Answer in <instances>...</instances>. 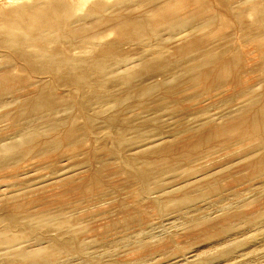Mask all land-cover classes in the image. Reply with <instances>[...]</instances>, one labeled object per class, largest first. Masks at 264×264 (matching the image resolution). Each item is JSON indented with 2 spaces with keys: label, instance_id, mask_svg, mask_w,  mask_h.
<instances>
[{
  "label": "bare ground",
  "instance_id": "1",
  "mask_svg": "<svg viewBox=\"0 0 264 264\" xmlns=\"http://www.w3.org/2000/svg\"><path fill=\"white\" fill-rule=\"evenodd\" d=\"M0 1L6 5L9 4L4 7L0 6V59L3 61L0 67V98L3 95H8V97L11 95L12 102L17 103L19 107V111L16 107L18 112L15 114L7 113L9 109L7 110L6 108V111L4 110L6 113L2 111L4 114L0 117L4 118V121L8 119L14 123H18L16 131L15 126H12L15 131L12 137L7 136V139H0V183L6 181L8 177L20 180L18 177L21 176L22 179L24 171H27L28 167L33 164L41 167H50L52 171L54 170L55 175L49 177V181L46 182H40V174H36V176H39L37 177L39 181L38 185L40 184L41 187L43 185L48 186L47 184L51 183V186H66L68 187L67 190L70 187H75L74 190L71 188L72 191H75L77 187L82 191L86 187L89 191V187L93 186H89V182H87L90 178L87 181L85 178V180H82V173L86 170L85 164H88L87 162L84 163V161H89L88 159L65 169L59 167L60 165L58 166L59 161L57 162V160L60 158V155L62 156L60 152L64 150L78 152L80 145L83 144V140L85 143L84 135H89L90 133L89 122L92 124L94 119H98L104 122L105 128L102 132L108 137L111 144L108 147V144L103 145V148L107 151L106 153L109 152L110 154H108L109 156L106 154V157H110L109 160L114 155L119 157L122 153L126 154V145L132 146L130 148L135 156L132 158L131 153H128L130 157L127 158L125 155L124 157L127 158L125 162L130 167L131 176L133 175L137 181L131 180V182H136L134 184L144 182L143 178H154L162 174L174 177L184 170L187 171L188 169L192 171V167H197L198 165L196 173H198V176L203 177L204 183L201 185L203 191L195 196L197 198L216 192L217 194L219 193L217 195L219 201L227 199L229 196H238L241 192L233 191L224 195L223 191L225 188L223 187L226 186L224 184L225 177L230 178V181H232L231 178L234 179L231 182L232 184H249L247 189L254 196L259 193L257 188L264 187V0H164L163 2H159V4H157V0H109L110 2L94 0L93 5L89 6L90 12L89 8H87L88 10L86 9L87 12L85 14L76 18H74L75 12H73L75 8L73 3L75 1L73 0H45L46 2L43 3L36 0L30 4L22 3L21 0V3L18 2V4H14V2L10 4L12 0ZM213 2H217L223 7L225 9L224 12L215 11L213 9L215 8ZM145 3L147 5L150 4L151 8L152 6L154 7L152 10H148V12H145L144 9L145 13H142L141 10V14L137 9L143 4L147 7ZM248 12L254 16V19L252 18L253 21H251V18V20H248V16H246ZM154 15H157V20L153 19ZM89 18L91 21H89ZM163 24H166V27L169 24L172 32L168 37L166 34L165 38L163 36L157 37V32ZM217 24L223 25L225 31L227 29L225 27L229 29V25H234L235 28L238 27L241 39L240 43H236L239 46H234V39L228 34H223L224 36L221 38L218 37V39L222 40L217 41L218 43L215 42L216 40L212 41L211 37L213 35L211 34L213 32H211V36L207 35L208 37H196L195 31L213 28ZM99 27H101V31L103 32L111 31L117 34V36L115 35L117 40L116 45L117 43L122 44L126 42H132L138 46L145 45V47H140L141 49L138 48L139 50L135 48L137 51L135 50L136 53L134 52L135 56L133 58H123L124 62L127 59L130 62L136 63L130 72L120 71L121 69L114 70L110 66L108 68L107 64H103L104 57L98 58L95 61L93 56L92 59L94 61L93 63L91 62L92 64L89 63L85 70L81 71L82 68L80 67L76 71L75 67L77 63L75 64L74 60H77L75 56L79 57L76 55L77 53L81 56L79 54L81 51L79 52L78 49H76L78 52L74 50L73 47H77L74 46L75 44L71 45L70 39L73 42L74 38L72 37L76 36L77 38L78 35L81 38H88L85 33H89L90 30ZM102 28H105V30H102ZM162 29L161 31H163ZM192 29L194 35L188 34L185 36L187 31L191 32ZM221 31L222 29L217 30L215 36L225 33V31ZM97 32L98 30L94 31L96 34ZM235 32L233 31L232 33L237 35ZM53 33L55 35L51 37L50 35L52 34L53 36ZM206 33L208 32L206 31ZM104 37L100 36L101 39L99 37L98 39H106ZM174 38L179 40V42L176 40L177 43L175 45L168 46V43H163L164 46L160 45L163 41H174ZM215 38L217 39V37ZM230 38L233 42L230 41ZM237 39L239 40V38ZM75 41L74 43H76ZM156 42L159 43V47ZM131 44H129V47H131ZM149 44L151 45L149 46ZM99 45L97 44L96 46L98 47ZM116 45L113 47L106 44L101 51L102 56L107 54L109 56L110 52H115L114 54L117 55L121 54L120 51L116 50ZM85 46L87 47V43ZM153 47L155 48L154 50L151 49ZM71 48L77 52L74 58L72 53L75 52H71ZM142 53H145V56L141 55ZM111 55L113 56V54ZM251 61L252 64L254 61L255 67L251 66L252 68H249ZM13 69H16L17 72L26 71L33 77L29 78V75H25L26 77L28 76L27 79L21 78L22 74L18 76L19 74L17 75ZM65 70H69V72ZM26 72L24 73L27 74ZM252 72L260 73H257L260 75L256 79L257 81H255ZM46 77L49 78L46 79ZM135 78L138 79V83H133L135 85H132ZM179 79H186V84L182 86L176 85ZM28 85L32 86V89L27 90L25 86ZM116 85L119 86L117 87ZM99 87H103L102 90H97ZM110 87H113V89ZM61 88H68V93L63 94L59 91ZM199 88L200 90H197ZM144 97L146 101L142 100ZM1 101L3 102V100ZM7 107L11 108L9 105ZM74 107H77L83 118L86 119V122L84 120V123H86L84 130L76 124V118L71 115L72 108ZM133 109H140L139 111L141 112L134 110V113ZM10 112H12L11 109ZM59 112H63V116L58 119L51 118V116ZM33 116L34 118L35 116H41V121L42 119L44 120L45 125L42 132L39 131V127L28 124ZM25 119L26 121H24ZM168 120H170L169 124L167 123L169 122ZM24 122L28 125L23 124ZM167 124L168 127H166ZM152 127L155 128V133L157 130H160V135L163 134V137L166 138L165 141L162 142L164 138L160 139L161 141L153 138L156 134L153 135ZM1 133L4 132H0V136ZM77 152L75 155L73 154L74 157L78 154ZM148 153L158 154L159 163H162L161 161L169 163L167 164L166 171L164 169L165 172H160V168L155 169L153 167L154 159L152 162L148 161L151 158H146L145 160L143 156L148 155ZM139 154L140 156L136 157ZM67 157L69 158V156ZM71 158L68 160H73V163L74 158ZM219 159H224L225 162L221 165L220 161L218 162ZM115 161L114 159L112 163H116ZM214 161H217L216 163L221 165V170L214 168L216 171L219 170L224 174L222 176L224 180L220 178L225 185L221 183L223 187L218 183L219 181H215L216 178L214 181L211 180L209 178L211 173L207 171L208 169L204 168V166L208 165L210 167V164L206 165L207 162ZM125 162L123 163L124 165H126ZM155 163L157 165L158 162ZM89 165H91V162ZM137 167H143L142 171H139L141 169L138 170ZM8 168L11 170H8ZM115 168H120L119 164ZM236 168L238 170H235ZM112 169L114 168L112 167ZM126 169L128 168L126 167ZM210 169H212V166ZM5 170L8 173L7 175H4L5 172L3 171ZM37 170H40V167ZM34 171L36 172L35 169ZM39 172L42 174L41 170ZM46 175L41 176L43 180ZM213 175L215 176V174ZM24 176L26 177V175ZM24 176L23 179H25ZM32 177L35 176L33 175ZM85 177L87 178L88 176L85 175ZM97 177L96 174L93 182H96ZM33 180H36V178ZM172 181L170 180L168 184L172 183ZM90 182L92 183V180ZM191 182L195 184V180ZM191 182L185 181V184L188 186ZM34 183L36 185V182ZM97 183L98 180L92 184L97 185ZM8 184H10L9 192L0 194V211L6 209V207H11L15 210V213L7 215L6 226L5 228L1 227L4 229L0 230V237L4 239V243L6 244L4 251L14 256L18 261L26 260L29 264H52L48 260L51 253L53 254L52 249L46 250L45 247V249L42 247L43 249L41 248L39 251L38 248V251L35 250L36 252H29L28 249L24 248L19 249L18 246L21 242H18L17 235L10 234L12 228L15 227L14 222L16 221L23 220L27 222L29 225L27 228H30L36 221H40L34 217L36 212L32 210L35 212L32 213L27 208L28 205L30 207V204L37 200L34 196L38 193L35 191L34 193L36 194H33V197L31 194L35 188H40V186L33 184L24 188L20 184L23 186L21 188L19 187L20 185L15 187L17 183ZM227 184L230 185V182ZM234 186L236 185L226 186V188ZM162 187L165 186L162 185ZM51 189L53 192L52 187ZM170 189L168 187V189H165V192ZM40 190L43 189L40 188ZM56 190L58 195V189L56 188ZM120 190L118 191L119 193L121 192ZM126 190L123 189V192H126ZM131 190L133 191L134 188ZM168 191L166 194H169ZM41 192L43 193V191ZM46 192L48 191L46 190ZM42 193H40V196ZM138 193H141L143 197L153 196V192H151L149 187H141ZM138 193L136 192L135 195H138ZM169 196L171 195L169 194ZM195 197H178L179 199L175 201L177 205L180 204L179 206H181V204L183 205V203L189 202ZM52 198L58 201V197ZM244 199H247V196ZM51 200L49 199L50 202H52ZM50 202H47V204ZM174 207L176 208L177 206L174 205ZM47 208L49 209L50 206ZM228 208L229 206L224 205L222 211ZM33 209L36 210V207L33 206ZM43 209L42 207L41 212ZM60 211L63 210L61 209ZM48 213L49 218L47 219L51 220L50 218L54 217V213H52L53 217L50 215V211ZM32 214L35 215L33 216ZM42 215H47V213ZM200 220L201 218H194L191 221L198 222ZM139 234L147 235L149 232L141 230ZM55 242L57 241L55 240ZM62 246L66 247V249L69 247L67 243L62 244ZM50 259L54 262L52 258Z\"/></svg>",
  "mask_w": 264,
  "mask_h": 264
},
{
  "label": "rangeland",
  "instance_id": "2",
  "mask_svg": "<svg viewBox=\"0 0 264 264\" xmlns=\"http://www.w3.org/2000/svg\"><path fill=\"white\" fill-rule=\"evenodd\" d=\"M35 1L36 0H23V1L21 0L22 3H27V4L33 3ZM39 1L40 2L42 1V3H43V2H46L47 0L46 1L45 0H39ZM73 1H75V2H73L74 7H75L74 11H73V12H75L74 18L80 17L83 14H85L88 10L87 8H89V12H90V7L94 3L93 2L94 0H73ZM95 1H97V0H95ZM99 1H101V0H99ZM102 1L106 2L109 0H102ZM110 1H112V0H110ZM157 1H156L157 4H159V2H163L164 0H157ZM13 2H14V4H18V2L21 3L20 0H12L10 2V4H12ZM0 4H1L0 6H2V7H4L6 5V4L2 3V1H0ZM8 5L9 4H7L6 6H8ZM145 5H147V4L145 3ZM149 5L150 4H148L146 7L143 4L140 7H138L137 10H139V13H141V12L143 13L144 9H145V12H148V10L150 11L154 7V6H152V8H151V5L150 6ZM81 6H83V7H81ZM213 6L215 7L213 9H215V11H217V12L219 11L222 13L225 10L217 2H213ZM216 9H218V10H216ZM80 12H82V13H80ZM136 12L138 13V11H136ZM180 12H181V10H180ZM206 13H208V12H206ZM181 14H180V16H182ZM248 14H250V15H248ZM248 14L246 15V16H248V20H251L252 18L254 19V16L251 13L248 12ZM153 19L157 20V15H154ZM253 19L251 21H253ZM89 21H91L90 18H89ZM251 21H248V22H251ZM80 23H83V22H80ZM218 25L219 24L215 25L213 28H207L205 30L203 29L204 31L198 30L200 33L198 31H195V29H194L195 34H197L196 37L201 36L203 38V37H206L207 35L208 36L213 35L211 37L212 41L216 40L215 42H217V41H222V40L218 39V37L221 38L225 34L226 35L228 34L232 39H234L233 40L234 42H233L232 39L230 38V41L233 42L234 46H239V44L236 43V42L240 43V39H241L239 37L240 36V33H239L240 30L238 29V27L235 28L234 25H229V29H228V27H225V28H227L225 31L223 25L222 26L221 25L218 26ZM163 26H165V27H163ZM169 26H170L169 24H167V27H166V24H163L161 26L160 30L157 32L158 33L157 37L163 36L165 38L166 37L165 34L168 37V35H170L172 32V30L170 29ZM165 28H166V30H165ZM161 29L163 31H161ZM167 29H170V30H167ZM219 29H222L221 32L225 31V33H222L221 35L215 36L216 31ZM231 29L234 32H235V30H237L238 32L237 31L235 32V33H237V35L236 34L234 35V33H232L233 31ZM97 30H98V32L100 30L99 34H98V32H97V34L94 33V31L96 32ZM102 30H105V28H102ZM206 31L208 33H206ZM107 32H108L109 36H108ZM107 32L101 31V27H99V28L90 30L89 33H85L88 38H84V37L81 38V36L78 35L79 36V37L77 36L78 39L76 38V36L72 37V38H74L73 42H72V39H70L71 41L69 40L71 42V45L75 44L74 46L77 47V48L73 47L75 51H77L76 49H78L79 52L81 51L79 53V54H81V56H80L77 53L78 51L75 52L71 48L72 49L71 52H75V53H72L73 58H74L76 53H77L76 55L79 56V57L75 56V58H77V60L76 59L74 60V63L75 64L77 63L76 67H75L76 71H77V69H80V67L82 68L81 71L85 70L86 66L89 63L92 64L94 60L96 61V59L102 58V57H104V63L103 64H105V65L107 64L108 68L111 67L114 70L115 69H121L120 71L124 70L126 73L130 72L132 70L131 68H133L134 64H136V63L130 62V60H127V59H126V62H124L125 61L124 59L129 58V57L133 58L135 56V53H136L135 50L137 51L138 48L145 47V45L144 46H138L137 44H134L132 42H131L132 44L130 42L122 43L125 47L120 43H117V45H116L115 43L117 42V40H116L117 34H114L115 32H111V31H107ZM211 32H213V33L211 34ZM193 33L194 32L192 29L191 32L187 31L185 36H187L188 34L191 35ZM110 34H112L113 36ZM203 34H204V36H203ZM54 35L55 34L53 33V36H52V34L50 36L54 37ZM100 36H102V38L104 36H105L104 38H106L108 36L109 39L106 38V39L100 40L101 39ZM93 37H94V39H93ZM98 37L100 39H98ZM215 37H217L218 40ZM237 38H239V40ZM84 39L86 41L87 40H89V41L86 42ZM111 39H112V41H111ZM235 39H236V41H235ZM113 40H115L114 43H113ZM176 40H177V38L176 39L174 38L175 42L174 41H170V42L169 41L168 42L163 41V42H161L160 45L164 46L165 43L166 44L168 43L167 44L168 46L169 45L172 46V45H175V43H177V41L179 42V40H177V41ZM74 41L77 44L74 43ZM81 41H83V42H81ZM100 41H103V42H100ZM108 41H109V43H108ZM79 42H81V43L79 44ZM84 42H85V44L87 43V47L85 46ZM88 42L90 43L89 45H88ZM82 43H83V45H82ZM99 43H101V44L99 45ZM156 43H157V46L159 47L160 46L159 43L158 42H156ZM156 43H155V45H156ZM78 44L80 47L78 46ZM97 44L99 45L98 46L99 48L96 46ZM106 44L107 45L109 44V46H113V47L116 45V47H117L116 50L120 51L121 54L117 55V54H114L115 52L114 53L110 52L109 56H108V54L102 56L101 51ZM129 44H131V47H129L130 46ZM133 45L134 46L136 45V46L134 47ZM150 45L151 44H149V46ZM79 48H81V49H79ZM90 48H92V49H90ZM135 48H137V49H135ZM130 49H131L132 53H131ZM133 49H134V51H133ZM151 49L154 50L155 48L153 47ZM82 50H83V53H82ZM84 50H85V52H84ZM97 50H99L100 52ZM124 50H126V51H124ZM86 51H87V53H86ZM88 51H89V53H88ZM91 53H93V54H91ZM111 54H113V56ZM123 55H124V57H122ZM141 55L145 56V53H142ZM92 56L94 57V60L92 59L93 58ZM119 56L121 57V59ZM90 57H91V60H90ZM105 57H107V59H105ZM78 58L80 59V61ZM113 58H115V59L113 60ZM116 59L118 62L119 61L120 62L118 63L116 61ZM107 60H109V61L107 62ZM78 62L80 63L81 66L79 65ZM113 62H114V65H113ZM81 63H83V64H81ZM130 63L132 64V66ZM2 64H3V61L0 59V67ZM111 64H112V66H111ZM249 64H251L249 66V68L251 66L255 67L254 61H253V64H252V61ZM125 68H127V69L125 70ZM17 70H19V69H17ZM13 71L16 72L17 75L19 74L18 76H20L22 74L21 78L23 77V78L27 79L28 76L26 77L25 75H29L30 76L29 78L33 77L32 75H30L26 71H24V72H26L27 74H25L23 71L17 72L16 69H13ZM65 71L69 72V70H65ZM67 72H65V73H67ZM257 73L260 74L259 72H257ZM257 73L252 72V74L255 77V81H257L256 79H258L260 77V75H258ZM256 75H257V77H256ZM48 78L46 77V79H48ZM139 80H140V78H139ZM133 83L137 84L138 79L135 78L134 81L132 82V85H135ZM183 84H186V79H179L176 82V85H179V86H182ZM102 86H104V85H102ZM116 86L118 87L119 85H116ZM31 87L29 85L25 86V88H27V90L32 89ZM102 88L99 87L97 90H102ZM111 89H113V87ZM197 90H200V88ZM59 91H61L63 94H67L68 88H63V89L61 88V90H59ZM190 93H191V91H190ZM10 96L8 97V95H3L0 98V108L3 107L0 109V114H1L0 117H2V115L4 113H6L5 112L6 108H7V110L9 109L7 111V113H11V114H15L16 112L19 111L18 104L15 102H12L13 99H11ZM147 98L149 99V97H147ZM1 100H3V102L5 104ZM142 100L146 101V98L144 97V99H142ZM1 102L3 103V106H2ZM8 103H10V104H8ZM6 104H7V106L8 105L11 106V108H9L7 106L4 107V105H6ZM10 109L12 110V112L14 111V113L10 112ZM72 109H73V111H71L72 113L71 112L70 113H71V115H73V117L76 118V124L79 125L82 128V130H84L86 127V123H84V120L86 122V119L83 118L80 110L77 107H74ZM134 110H136V112H141V111H139L140 109H133L132 111H134ZM2 111L4 113H2ZM75 113H76V115H75ZM134 113H135V111H134ZM63 114H64L63 112H59V113H56L55 115L51 116V118L58 119L61 116H63ZM76 116L79 118H77ZM32 118H31L30 123H28V124H31V126L39 127V131L42 132L44 130L43 126L45 125L44 120L42 119V121H41V116H37V117L35 116V118L33 116ZM3 119L4 118H0V120H2V121H0L1 122L0 123V132L3 131L5 134L1 133L0 139H2V138L7 139L8 137L13 136V133H15V131L18 128V125H17L18 123H14L13 121L8 120V119H5V121H4ZM80 119H82V120H80ZM94 120H93L92 124H90V122H89V132L90 133H89V135H87V134L84 135L85 136L84 137L85 143L83 140L82 141L83 144L80 145L79 150L77 149L78 152L76 151L78 154L74 157V155L76 153L74 150L73 151L64 150L63 152H65V153L60 152V153H62V156L60 155V158H58V160H57V162L59 161V163H60V164L58 163V166L60 165L59 167L65 169L68 167H72L73 165H75L78 162L82 163V161H84L85 159H88L89 161H87V160L84 161V163L87 162L88 164L87 165L85 164L86 170H84L85 174H84V172L82 173V177H83L82 180L86 179V181H87L90 178L87 182H89V186H92V185L93 186L91 188L89 187V189H90L89 191L86 189V187H85V189L83 188L84 190H82V191H80L81 189H78L76 187V190H75L76 192L72 191L75 189V187H70L67 190L68 187H66V186L55 185L56 186L55 187L53 185L55 187L54 188L53 186H51L52 185L51 183H49L50 185L47 184L48 182L46 183L48 186L43 185L42 186L43 188H42L40 186V184L38 185V182L39 181L40 182L49 181L48 178L55 175V173L53 172L54 170L52 171V168H50V167H45V166L41 167V166H37V165H33V164H31V166L28 167L27 171H24L25 172L24 175H26V177L24 175L23 176L25 179H23V176H22V179H21V176L18 177V178H20V180L19 179H12L11 177H8V178H6L7 179L6 181H3L0 183V194H3V192L4 193L9 192V189H10L9 185L10 184H8V183H11V184L17 183L15 187H17L21 184L24 186V188H26L29 185H33V184L35 185L34 182H36L35 186H40V188L43 189V190H40V188L37 187L39 190L37 188H35L37 190L34 189L33 193L31 194V196L33 197L36 193H38L35 195L36 197L34 196V198H36L38 200V202H36L37 200H35V202L30 204V207L33 205L34 207H36V210H37V208H38V210L40 209L39 210L40 212L38 210L36 211L35 209H33V206H32V208H30L29 205L27 206V208L32 213L36 212V215L35 214H32V215L33 216L35 215L34 217L40 221H36L35 224H32V226L30 228H27L29 225L27 222H24L23 220L14 222L15 227L12 228L10 234L14 235V236L17 235L16 237L18 239V242H21L18 246L19 249L20 248L28 249L29 252H36L35 250L38 251V248L40 251V249L42 247L43 248L45 247L46 250L52 249L53 254L51 253L50 257L48 258V260H50V263H52V264H54V263L55 264L56 263L57 264H264V187L257 188L259 193H258V195L254 196V195H252L251 191H248V189H247L249 187V184L248 185H246L247 183L246 184L245 183L232 184L231 182H233L234 179L231 178L232 181H230V178H227V177H225L226 180H224L222 177V176H224V174L219 171V170H221L220 166L225 162L224 159L218 160V162L220 161L219 163H221V165L216 163L217 161L216 162L215 161L214 162H207L206 165L210 164V167L208 165V166H204V168L206 170L208 169L207 171H209V173H211L210 177H209L211 180L214 181L216 178L215 181H219L218 183H220V184L221 183L223 184L222 180H224V184L228 187L231 185H236V186L231 187V188H226V186L224 184L223 185L225 187H223V185L221 184V186L223 188H225V190H227V191H225V190L223 191L224 195L226 193H231L233 191L241 192L238 196H235V197L229 196L227 199L220 200V201L217 199V195L219 194V193L217 194V192L216 193H209V194H206V195L199 197V198L195 197L203 191V189H201V187H202L201 185H203L202 183H204L203 177L200 175L198 176L197 175L198 173H196V171H197L196 168H198V165H197V167H192L193 168L192 171L187 169V171L184 170L183 172L178 173L177 176H174V177H170L168 175L162 174L160 176H155L154 178L152 177L153 179L152 178H149V179L143 178L144 182H140V183L138 182L139 184L138 183L134 184L137 181L135 180L133 175H132L133 176V178H132L131 173H130V167L125 162V160L130 157L129 156L130 153H131L130 155H132V158H133V156H135V154L132 152V150L130 148L132 146L128 145L129 146V148H128V146L126 145L125 150L127 151V153L121 154L123 157H124V155L127 156V158H125V157L123 158L121 155H119V157L116 155H114V156L112 155L113 157L111 156L112 158H111V160H109L110 157L109 158L106 157V154H107V156H109L110 154H109V152L106 153L107 152L106 149L103 148V145L108 144L107 147L111 146L108 137H106L104 135V133L102 132L105 128L104 124H103L104 122L101 120H98V119H97L98 121L97 120L94 121ZM24 121H26V119ZM168 121L169 122H167V123L169 124L170 120H168ZM7 123H9V124L7 125ZM10 123H12V124H10ZM23 124H26V123L24 122ZM28 124H26V125H28ZM168 124L166 125V127H168ZM12 126L13 127L15 126L14 127L15 131H14V128ZM11 129H12V131H11ZM154 129L155 128H153V127L151 128V130L153 131L152 132L153 135L156 134L155 137L153 136V138L157 139L158 141L160 139L162 140L164 138L162 140V142L165 141L166 138L163 137L164 136L163 134L160 135V133H161V132H159L160 130L159 131L157 130V132L155 133L156 130H154ZM88 136H89V139H88ZM105 137L107 138V140ZM86 142H87V144H86ZM86 145H89V146H86ZM93 150H95V151H93ZM123 152H125V151H123ZM65 154L67 156H69V158ZM154 154H156V153H154ZM154 154L148 153V155L143 156V157L145 158V160H146V158L147 159L151 158V160H148L150 162H152V160L154 159L153 162H154L155 166L153 164V167L155 169L160 168L161 169L160 172H162V171L165 172L166 168H167V164H169V163L166 161H161L162 163H159L160 162L159 161L160 159H158L159 155L156 154L154 156ZM70 155L72 158L70 157ZM157 155H158V157H157ZM103 156L106 157L105 160H104L105 157H103ZM139 156H140V154L136 155V157H139ZM64 157H66L65 158L66 161H65V159L61 160ZM120 157L122 160L119 159ZM70 158L71 159L74 158L73 163H72L73 160H71V161L68 160ZM155 158H156V160H155ZM114 159L116 160L115 161L116 163H114V162L112 163V161H114ZM64 161H65V163L66 162L67 163L65 164ZM108 161H110V162H108ZM90 162H91V165H89ZM124 162L126 165L123 164ZM155 162H158L157 165ZM118 164H119L120 168H115V166L118 167ZM122 165H124V166L122 167ZM159 165H161V166H159ZM34 166H36L38 169L40 167L42 174L39 172L40 170H37V168ZM211 166H212V169H210ZM112 167L114 169H112ZM126 167L129 170L126 169ZM161 167H163V168H161ZM214 167L216 169L219 168V170L216 171ZM121 168H123L122 169L123 173H121L122 172ZM142 168L137 167L138 170L141 169L139 171H142ZM9 169L10 168H8V170ZM34 169L36 170V172L34 171ZM164 169H165V171H164ZM117 170L119 171L118 173H117ZM211 170H213L214 172ZM235 170H238V169L236 168ZM32 171H34V172H32ZM115 171H116V174H115ZM3 172H5V174L3 173L4 175L8 174L6 170ZM30 172H31V175H30ZM108 172H110V173H108ZM37 173H38V175L40 174V177L46 175V173H47V175L45 176L46 179L44 178V180H43V177L40 178L39 176H36ZM22 174H23V172H22ZM32 174L35 177H32L33 176ZM96 174L98 176L97 179L95 180L96 182L98 180L97 185L92 184V183H96V182H93V180L96 178ZM213 174H215V176ZM216 174H218V176H216ZM219 174H220V176H219ZM85 175L88 177L86 178ZM93 175H94V177H93ZM109 176H111V177H109ZM37 177H39V181H38ZM91 177H93L94 179ZM195 177H196V179H194ZM198 177L202 181H200L198 179ZM201 177H202V179H201ZM26 178H28V179H26ZM35 178L37 181L33 180ZM212 178H214V179H212ZM197 179L199 180V182ZM21 180H23V181H21ZM24 180H26V181L24 182ZM91 180H92V183L90 182ZM131 180L136 181V182H133V181L131 182ZM170 180H173V181L177 180V181H174V183L172 181V183L168 184V182ZM193 180H195V184H194V182H191ZM126 181H127V184H126ZM185 181H190L191 184L187 186L185 184ZM196 182H198V183H196ZM229 182H230V185L227 184ZM21 185L19 187L23 188V186H21ZM130 185H132L134 187H132ZM162 185H164L165 187H162ZM181 185L182 186L186 185V186L182 187ZM97 186L99 189L97 188ZM173 186H175L176 188ZM49 187H50V189H51V187L53 188L54 193L52 192V189L51 190L49 189ZM122 187L124 190L127 189L126 192L125 191L123 192V189H121ZM131 187L134 188V190H133L134 193L131 190L132 189ZM141 187H149L151 189V192H153L152 193L153 196L143 197V195L141 193H138V191L140 190ZM168 187H169V189L170 188L171 189L169 191L166 190V192H165V189H168ZM179 187H182V188H179ZM56 188L58 189V195H57ZM71 188H72V190H71ZM45 189L49 193L46 192ZM61 189L63 190V192ZM60 190H61V192H59ZM119 190L121 191L120 193L118 192ZM179 190H181V191H179ZM35 191H36V193H34ZM38 191H40V192H38ZM41 191H43V193ZM161 191H162V193H161ZM167 191L171 196H169V194H166ZM170 191H172L171 192L172 194L170 193ZM174 191H175V193H174ZM176 191L177 192L179 191V192L177 193ZM45 192H46V194H45ZM65 192H67L66 193L67 195L65 194V196H63V194ZM136 192L138 193V195L137 194L135 195ZM40 193H42L43 196H42V194L40 196ZM59 193L61 194L62 197L59 196L60 195ZM132 193L134 194V196ZM50 194H52V195H50ZM101 194H104V195H101ZM173 194H175V195H173ZM45 195H46V197H44ZM53 195H55V196H53ZM87 195H89V196H87ZM183 195L185 197L186 196L195 197L196 199L193 198L191 201L183 203V205L181 204V206H179L180 204L177 205L176 204L177 202L175 200L184 197ZM38 196H39V198H37ZM246 196H247V199H244ZM42 197L44 199L46 198L45 201ZM52 197H54V198L58 197V201H56V199L53 200ZM166 198H167V201H166ZM174 198H176V199H174ZM41 199L43 200V202ZM49 199L50 200L52 199L51 200L52 202H50ZM172 199H174V200H172ZM170 201H172V202H170ZM44 202L46 203V205ZM47 202H50L51 204L50 203L47 204ZM35 204H37V205L35 206ZM38 204H40V205H38ZM41 205L44 208L42 211L43 213L41 212V209H42V207H40ZM48 205L50 206L49 209L47 208V207H49ZM174 205H176L177 207L175 208ZM224 205L229 206V208L227 210L222 211V207H224ZM59 209L60 210L62 209L63 211H60ZM66 209H68L66 212H69V210H70V212L66 213L65 212ZM32 210H34L35 212H33ZM49 211L51 212V214H50L51 216H52V213H54L53 214L54 217L52 216L53 218H50L51 220L47 219V218H49V215H48ZM13 212L15 213V210L12 209L11 207H6V209H3L2 211H0V230L4 229L6 226L5 221L7 220V218H6L7 215H11ZM38 212H39V216H38ZM45 213H47V215H42ZM144 215H145V217H144ZM43 216H46V217H43ZM194 218H201V220L198 222L191 221ZM170 223H171V226H170ZM1 227H4V228H1ZM141 230L148 231L149 234H147V235L146 234H139V231H141ZM19 236H20V238H19ZM55 240L57 242H55ZM35 242H37V243L35 244ZM39 242H41V243H39ZM65 243L68 244V246H69L68 249H66V247L62 246V244H65ZM5 247H6V244L4 243V239H2L0 237V264H29V262L26 260L18 261L14 256L9 255L7 252L4 251ZM3 253H4V255H3ZM50 258H52L54 260V262H52Z\"/></svg>",
  "mask_w": 264,
  "mask_h": 264
}]
</instances>
